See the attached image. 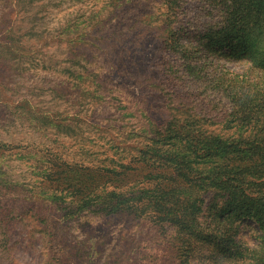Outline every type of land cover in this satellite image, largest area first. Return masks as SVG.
<instances>
[{"label": "rangeland", "instance_id": "374dc122", "mask_svg": "<svg viewBox=\"0 0 264 264\" xmlns=\"http://www.w3.org/2000/svg\"><path fill=\"white\" fill-rule=\"evenodd\" d=\"M227 3L249 10L242 40L224 0H0V264H230L237 242L259 247L260 225L211 187L190 197L208 236L191 242L162 219L169 189L154 197L176 135L264 129V0ZM238 79L258 95L227 111L215 98Z\"/></svg>", "mask_w": 264, "mask_h": 264}, {"label": "trees", "instance_id": "16d2710c", "mask_svg": "<svg viewBox=\"0 0 264 264\" xmlns=\"http://www.w3.org/2000/svg\"><path fill=\"white\" fill-rule=\"evenodd\" d=\"M227 1L224 0L225 5L222 9L232 12L237 18V22L229 28L232 34L231 38L242 40L240 31L236 29L242 28L241 18L243 15L249 14V10L245 9L242 4H229ZM260 6L261 8L257 9L255 16L258 18L261 24L260 29L264 33V4ZM214 44L231 45V42L226 40ZM237 83V86L231 85V92L239 90L237 96L231 97L232 94H229L230 98L226 96L215 98L219 104L222 103L221 106H224L227 111L241 108L242 99L254 100L258 95L257 90H252L250 84H246L244 79H238ZM230 99L233 100L231 104L226 102ZM226 107L228 108L226 109ZM238 111H241V114L245 113V110L242 109H238ZM256 114L264 115V111L262 112L259 108ZM176 137L188 140V144L181 145L178 143L183 149L173 153L174 164L171 165L176 178L172 179L167 187L160 186L158 193L154 195V197H163L164 190L169 189L168 205H164L161 209L162 219L170 220L171 224L177 227V231L184 241L191 242V240L197 239L201 233L198 229L197 212H200L201 209L195 205L194 200L190 197H197L193 194L195 191L198 193L204 187H211L217 193L230 197L228 202L235 215L250 216L260 225L263 232L262 242L257 249H250L237 242L235 250L231 251L230 254V264H264V181L258 182V179L264 178V129L252 138L239 139V143H230L229 139L216 135L205 137V139L191 136L181 137L180 135H176ZM240 143L245 147H237ZM185 149L190 152L193 150L195 153L198 152L197 150L202 151L198 158L209 157L212 166L194 167L192 160L185 154ZM190 189L194 190L191 192ZM176 194H185L189 197H176ZM163 201L164 199L159 204H162ZM200 236L208 237L204 234H200ZM211 236L215 240H221L225 243L233 240L232 237H226L223 233L213 232Z\"/></svg>", "mask_w": 264, "mask_h": 264}]
</instances>
